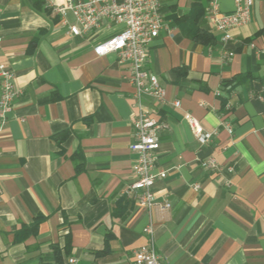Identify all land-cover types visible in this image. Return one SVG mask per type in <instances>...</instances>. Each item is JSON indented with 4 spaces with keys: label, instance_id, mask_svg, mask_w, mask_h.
I'll return each mask as SVG.
<instances>
[{
    "label": "crops",
    "instance_id": "0c3cea01",
    "mask_svg": "<svg viewBox=\"0 0 264 264\" xmlns=\"http://www.w3.org/2000/svg\"><path fill=\"white\" fill-rule=\"evenodd\" d=\"M63 3L0 0V65L18 92L0 133V264H134L148 214L124 194L136 159L130 67L93 53L123 25L71 36L74 19L54 10ZM159 3L171 32L150 44L147 69L166 100L144 101L167 126L154 171L165 177L151 188L170 203L150 214L156 253L163 264H264V0L226 45L204 18L206 0ZM195 7L212 46L193 40ZM185 113L215 132L210 141L193 138ZM209 158L217 169L201 167Z\"/></svg>",
    "mask_w": 264,
    "mask_h": 264
},
{
    "label": "built area",
    "instance_id": "2783aa9c",
    "mask_svg": "<svg viewBox=\"0 0 264 264\" xmlns=\"http://www.w3.org/2000/svg\"><path fill=\"white\" fill-rule=\"evenodd\" d=\"M220 0H206L204 18L210 28L220 36V43L226 45L232 40V30L250 21L251 8L255 0H232L234 10L224 13L219 8ZM54 10L64 24L66 17L71 15L73 24H68L71 36H82L98 29L101 22L121 24L123 28L114 36L93 47V53L98 56L116 54L120 63H127L130 67L129 81L133 86L132 105L136 115L132 122L133 133L130 151L136 155L132 165V183L125 190V195L131 198L136 207L148 214V221L143 229L146 242L133 255L134 264H163L155 248V229L150 214L156 210L161 215L170 209L167 200L157 201L151 188L153 184L165 177V172L155 171L157 151L159 148V133L167 126L161 123L144 105L146 98L160 103L166 100V91L157 77L147 69L148 49L150 44L158 38L162 30L168 33L167 27L160 13L159 0H64L55 6ZM2 35L0 32V44ZM233 57L231 51L224 53V60ZM14 73L0 65V133L2 132L7 114L11 111L18 92L14 87ZM175 108L180 107L179 101H174ZM190 133L198 143H206L212 139L215 132H206L198 120L188 113L183 116ZM228 132L231 130L228 127ZM206 170L218 168L212 158L201 163ZM194 189H198L196 186ZM66 264H77L75 258H67Z\"/></svg>",
    "mask_w": 264,
    "mask_h": 264
},
{
    "label": "trees",
    "instance_id": "16d2710c",
    "mask_svg": "<svg viewBox=\"0 0 264 264\" xmlns=\"http://www.w3.org/2000/svg\"><path fill=\"white\" fill-rule=\"evenodd\" d=\"M203 15H204V10H203ZM190 19H191L190 23L194 27L193 40H195V42H197V43H199L201 45H204V46H212V45H214V43H215L214 37L210 33L199 29V25H198V22H199V7L196 8V10L194 11L193 15L190 16ZM64 247H65V252H67V248L69 247L68 242H66ZM54 254L57 255L56 252H54Z\"/></svg>",
    "mask_w": 264,
    "mask_h": 264
},
{
    "label": "rangeland",
    "instance_id": "374dc122",
    "mask_svg": "<svg viewBox=\"0 0 264 264\" xmlns=\"http://www.w3.org/2000/svg\"><path fill=\"white\" fill-rule=\"evenodd\" d=\"M189 2L191 1V0H188ZM198 2H199V0H198Z\"/></svg>",
    "mask_w": 264,
    "mask_h": 264
}]
</instances>
